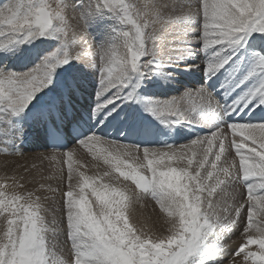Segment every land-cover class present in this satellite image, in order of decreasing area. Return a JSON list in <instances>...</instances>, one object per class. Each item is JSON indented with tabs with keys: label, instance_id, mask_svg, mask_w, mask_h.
I'll list each match as a JSON object with an SVG mask.
<instances>
[{
	"label": "snow or ice",
	"instance_id": "6c2138e0",
	"mask_svg": "<svg viewBox=\"0 0 264 264\" xmlns=\"http://www.w3.org/2000/svg\"><path fill=\"white\" fill-rule=\"evenodd\" d=\"M70 13H78L86 29L90 19L108 15L123 30L114 42L93 49L80 40ZM250 38L259 41L255 66L242 77L234 66L230 93L257 74L261 80L222 104L208 82ZM38 39L57 40L58 46L40 53L24 72L0 65V155L21 154L19 118L26 112L53 137L69 119L81 85L71 76L60 81L58 70L73 60L98 73L92 113L103 126L121 105L141 103L137 92L144 79L171 76L164 69L203 52V86L144 103L163 123L183 119L211 130L162 149L92 131L70 150L53 147L41 155L53 166L41 179L58 181L56 186L37 181L27 190L20 183L25 177L0 176V264H264V0H3L0 53ZM34 101L44 103L37 110ZM256 111L262 122H236ZM81 150L97 161L94 167L102 162L103 171L88 175L79 159L74 167ZM146 199L162 214L159 230L135 222L131 209ZM62 233L67 257L57 251ZM233 237L234 247L228 243Z\"/></svg>",
	"mask_w": 264,
	"mask_h": 264
},
{
	"label": "rangeland",
	"instance_id": "374dc122",
	"mask_svg": "<svg viewBox=\"0 0 264 264\" xmlns=\"http://www.w3.org/2000/svg\"><path fill=\"white\" fill-rule=\"evenodd\" d=\"M0 3H3V0H0ZM70 15H74L75 17H77L76 19L72 20V25L77 30L80 40L86 41L87 45L92 46L93 49L96 46H103L114 42L116 38V34L119 31L123 30L121 25L118 23V21L108 15L95 16L94 18L90 19L87 23V29L85 28L83 22L78 19L79 16L78 13L76 14L70 13ZM258 44L259 41H254L250 38L247 41V45H245L244 48H241L238 51L237 56L233 62L240 64L241 57H243V59L246 58L247 61L251 63L249 67V71H251L255 66V58L252 56V52L259 51ZM57 46H58L57 40L38 39L31 44H24L19 47H14L10 52L0 53V57H2L3 54V57L0 58V65L6 64L10 70L17 72H24L27 71L29 68H31L37 62L38 55L40 53L46 50L53 49ZM228 54L231 53L230 52L225 53V55ZM205 59H206L205 54L201 52L194 60L190 59L181 62L180 65L177 66L179 68L181 67L180 69L179 68L177 69V67L175 68L170 67L171 70L169 68L164 69V73H171L172 79H174L173 81H175L173 90L167 91L168 93H160L156 95L157 92L155 91L154 88V86L156 85L155 83L156 80L159 79L158 76L161 77L164 74L152 75L151 77L144 79L142 81L141 88L145 90L146 94L145 95L143 94L142 99L144 101H163V99L164 101H166L168 100V98L170 99L173 97L181 96L186 90L198 89L199 87L195 88L192 86H188L183 89L182 87L179 88L178 87L179 80L183 81L184 77L183 78L181 77L183 76V73H185L186 71L195 72L196 74L197 73L204 74L203 72L204 64L202 63V61ZM4 60H7V62H5ZM193 63L200 64V67L186 70L187 66ZM58 73L60 75V80L61 78L64 80L67 77L70 76L75 77L76 75L80 77V79L79 80L77 79V81L81 85L80 87L81 92L87 94V96L89 97L83 99L87 100V103L89 104L87 108L92 113V109L96 105V92L99 87L98 73L96 72V70L88 68L84 64L73 60L68 65H65L64 68L59 69ZM184 76H186V74H184ZM199 86H203V85L199 84ZM78 93H80L79 90L77 91V94ZM33 103L35 104L36 101H34ZM29 107L31 108L32 106L30 105ZM76 107H78V105H76ZM96 118L97 120L101 119V117H96ZM104 118H106V116ZM161 119L163 120V118ZM179 123L181 125H179L178 123L177 125L180 127L182 126L183 135L189 132H194L196 128L205 129L206 134L204 135H207L211 130L207 127H202L200 125L197 126L189 125L183 119H181ZM178 131L181 134V130L179 129ZM96 134L100 136L98 133ZM204 135H195L193 137L185 138L184 140L179 142L176 146L190 143L192 140L198 137H202ZM38 137L39 135L37 134L36 138ZM180 137L181 136L179 135V138ZM73 146L74 145L70 146L68 150L72 149ZM16 150H18L21 154L10 155V156L0 155V176L11 177L13 175H16L17 177L20 176L25 177L24 180L20 181V183H24L26 185L27 190H33L34 188L38 187L37 181L43 182L45 184L51 183L53 186H56L58 181L55 180L48 181L41 179L42 176L51 174L53 166L48 161L41 160V155H49L51 152L48 153V151L44 148L43 143L39 139L33 142L31 149H16ZM81 151L82 154H78V157L73 158L74 167L77 166V160L79 159V163L83 164L84 166L81 170L85 171L86 174L92 175L96 172L103 171L104 166L102 165V162L100 163V166L98 168L94 167V165L97 164V161H93L91 156L87 155L86 150H81ZM62 166L64 167V172L66 176L67 164L63 163ZM29 181L32 182L29 183ZM8 182L11 183V180H9ZM126 183H130V182H126ZM66 184L67 181L65 180L63 187L66 188ZM19 191L25 192V189H19ZM42 194L46 195L47 193H42ZM88 195L91 198L90 191L88 192ZM57 201L58 204L61 202L59 195H57ZM131 210L134 211L135 222L138 225H142L145 228H152L153 230H159L161 228L162 214L159 213L158 205H156L154 201L150 199L141 200L137 202L132 207ZM56 215H57V219L59 220L61 218V213L57 212ZM236 239L237 237H233L232 240L228 241V243L234 247L235 244L233 241H235ZM59 241L60 244L57 249L58 254H62L63 256L67 257L70 254V246L66 243V234L62 233L59 237ZM224 264H226V260L224 261Z\"/></svg>",
	"mask_w": 264,
	"mask_h": 264
},
{
	"label": "bare ground",
	"instance_id": "6f19581e",
	"mask_svg": "<svg viewBox=\"0 0 264 264\" xmlns=\"http://www.w3.org/2000/svg\"><path fill=\"white\" fill-rule=\"evenodd\" d=\"M78 20V19H77ZM76 20V21H77ZM79 21V20H78ZM77 31V30H76ZM20 51V50H19ZM22 51V50H21ZM2 57H3V54H2ZM2 57H0V58H2ZM7 57V56H6ZM17 57V56H16ZM20 58V57H19ZM1 60H3V59H1ZM10 60V59H9ZM5 62H7V60H4ZM9 62V61H8ZM21 63V62H20ZM21 67V66H20ZM175 68V67H174ZM179 67H177V69H178ZM181 68V67H180ZM179 68V69H180ZM169 69H170V67H169ZM171 70V69H170ZM176 70V69H175ZM173 71H174V69H173ZM179 72V71H178ZM181 72V71H180ZM183 72V71H182ZM186 75H187V73H185ZM192 74V73H191ZM197 74H199V73H197ZM164 77V78H163ZM75 78L76 79H80V77L79 76H75ZM158 78L159 79H157L156 80V85L154 86V88H155V91L157 92V94L156 95H158V94H160V93H168L167 91H172L173 90V87H174V84H175V81H173L174 79H172V75L171 76H165V75H162L161 77H159L158 76ZM195 79H201L202 80V77L201 78H195ZM188 85V84H187ZM178 86V85H177ZM176 87V86H175ZM179 88H180V86H178ZM198 87H201V86H197V88ZM178 88V89H179ZM183 88V87H182ZM196 88V87H195ZM79 91H80V93H76V95H75V98H76V100H73V103H74V108L76 109V105H78L80 108H83V107H85V106H83L82 105V103L84 104L85 102H87V100L86 99H83V98H86V97H88L87 96V94H84L83 92H81V90L79 89ZM86 95V96H85ZM78 97H80L81 99H83L85 102H80V104H79V100L77 99ZM89 98V97H88ZM169 99V98H168ZM217 99V98H216ZM163 101H164V99H163ZM84 105H86V104H84ZM77 110V109H76ZM85 111L86 112H88L86 109H85ZM89 113V112H88ZM125 116H126V113H125ZM123 119H124V117H121L120 118V123L123 121ZM133 121H129V125H128V128H131L132 127V125H133ZM177 124V123H176ZM178 126V125H177ZM180 126H178V128H179ZM180 130H181V127L179 128ZM178 129V130H179ZM179 132V131H178ZM181 135V134H180ZM40 138V137H39ZM39 138H36L37 140L39 139ZM50 151H48V153H49Z\"/></svg>",
	"mask_w": 264,
	"mask_h": 264
}]
</instances>
